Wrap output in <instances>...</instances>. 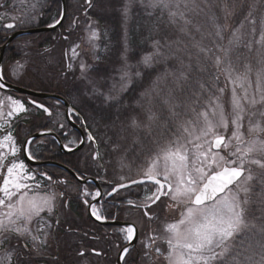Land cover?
Instances as JSON below:
<instances>
[{
  "label": "snow or ice",
  "instance_id": "obj_1",
  "mask_svg": "<svg viewBox=\"0 0 264 264\" xmlns=\"http://www.w3.org/2000/svg\"><path fill=\"white\" fill-rule=\"evenodd\" d=\"M86 3L92 7L91 0ZM137 4L150 9L149 16L157 11L160 18L166 15L179 35L175 39L152 40L153 51L135 64L130 62V49L125 43L120 67L115 69L116 75L108 78L112 83L106 91L102 90L101 81L88 75L92 66L81 60L80 79L85 83V94L102 98L103 104L115 107L118 115L112 126L119 122L118 139L131 136L132 144L138 146V151L131 149L134 152L131 162H126L129 150L116 161L119 170L128 169L129 174L118 175L117 183L99 177L109 185L110 191L98 188L92 193L85 186L81 195L90 196L94 202L84 199V203L96 220H106L97 203L116 197L121 190L143 186L142 199L134 201L125 197V203L142 209L147 220L159 221L160 227L141 234L135 222L125 221L116 230L126 242L123 246L116 245L118 259L125 264L133 241L143 246L145 257L151 258L154 253L165 264H264V14L258 18L255 4H250L245 12L244 0H239V4L233 0L230 11L227 6L222 9L225 23L220 24L214 11L217 0H123L120 12L125 24ZM43 6V0H28L13 16L8 11L7 0H0V8L5 9L0 12V21L6 18L13 21L0 23V27L14 30L32 25L38 15H43L40 12ZM237 8L243 18L232 27L227 19L236 15ZM201 14L215 31L207 34L212 40L210 47L200 41L192 44L197 50L193 56L181 37L194 39L192 31L201 32V26L193 21L194 16ZM59 17L48 26L60 25L63 11ZM92 23L89 19V42L99 38ZM229 30L225 43L224 33ZM78 47H72V59L79 55ZM95 48L93 44L94 51ZM140 66L157 74L150 86L139 93L134 105L129 106L122 102V97L145 77ZM21 67L16 62L12 75L17 76ZM158 67L162 71H157ZM68 68L72 69L71 63ZM7 87L0 66V90ZM5 102L9 109L6 114L2 110ZM29 103L52 115L44 104L34 100ZM60 103L58 99L56 106ZM129 107L131 111L120 120L121 110ZM27 111L20 99L0 98V118H13ZM64 115L69 120L75 117L87 128L74 108H68ZM7 118L0 122V129L6 133H0V150L7 149L0 151V172L6 170L0 177V253L5 264H12L18 251L27 249L29 242L37 254L47 246L50 230L54 223L60 222L59 202L65 195L55 189L66 181L53 180L47 172L38 169H28L19 158L22 149L12 135ZM59 126L63 129L65 124ZM51 133L52 129H48L39 134ZM95 141L92 132L87 131L86 140L82 138L79 143ZM33 142L34 137L23 142L28 159H35L29 150ZM71 143L75 141L64 144L63 148L73 151ZM120 147L119 143L114 144L113 151ZM101 158L97 150L93 159ZM133 167L136 178H132ZM78 179L86 178L78 176ZM154 207L165 213L163 219ZM168 213H176L178 218L168 220Z\"/></svg>",
  "mask_w": 264,
  "mask_h": 264
},
{
  "label": "trees",
  "instance_id": "obj_2",
  "mask_svg": "<svg viewBox=\"0 0 264 264\" xmlns=\"http://www.w3.org/2000/svg\"><path fill=\"white\" fill-rule=\"evenodd\" d=\"M51 2H53V9L50 8L53 11L52 16L48 15V17L39 24L40 26L47 25L54 18L58 17L60 10L59 0H51ZM91 3L92 7L86 6L85 8H77L74 3H70V0H68L66 19L61 28H65V36L66 34H68V37L69 35H72L73 37L76 36L79 32V29H77V22L74 23V21H84L80 13V11L83 9L87 10V14L85 15L96 19V24L100 30V34H102V38L99 42V47L96 51L95 56L93 57V60L87 58V61H89L91 63L90 65L92 66V69L89 71L88 75L101 81V87L104 91H106L107 86H110V84L112 83V81L108 78L116 75L115 69L120 67V55L123 51L125 43L128 44V47L130 49V62L135 64L143 55L153 51L151 47L152 40L161 39L163 41L164 37L175 39L179 35L177 30L168 23L166 15L163 18H160L159 11L149 16L147 15V12L151 10L144 9L139 4H137L132 9L131 18L125 24V21L120 12V8L123 4L122 1L93 0ZM232 3L233 0H217V7L214 9V11L218 17L220 24L225 23V12L222 11V9L227 6V9L230 11ZM236 3L239 4V0H236ZM250 4L256 5L255 15L258 18L261 14H264V0H244L245 12L248 10V6ZM242 18L243 14L239 11V8H237L236 15L228 18L227 23L232 27H235L239 24V21ZM193 21L194 23L199 25L201 21L203 22V25H201V32H195L193 30L192 36L194 37V39H189L188 37H181V39L184 40V42L189 46L190 51L192 52L193 56H195L197 50L192 47V44H194L196 41H200L204 46L210 47L212 44V40L207 36V34L209 32H214L215 29L213 28L207 17H205L203 14H201L200 16H194ZM245 27L247 28L248 26L246 25ZM125 29V33L127 34L126 37L124 35ZM66 30H68L69 32H66ZM54 32L42 34L43 37H45L42 41L43 45H46L45 42L52 41L51 35H53ZM202 33L204 34L203 37ZM229 34L230 30L224 33L225 43L227 42ZM2 36L3 34H0V45L4 42ZM34 36L35 35H27L25 36V39H30V41L33 42ZM43 45L41 46L40 44L39 49L36 48L35 50L32 47V43L30 44L28 41L26 45L22 43L16 48L9 47L6 49L4 54V63L14 61L17 58L26 60L27 63H29L26 68V75L22 76V79L19 80L20 84L27 88L55 92L61 94L65 97V99H67L69 104L83 117L84 121L87 124V128L96 138V143L102 157L100 161L105 162V165L103 164V166L107 170L106 173L109 177L113 178L116 171L114 169L117 161L116 157H119L118 154L122 153L123 150L124 152L126 150H129L127 153V159L132 161L134 159V152L131 151V149H135L136 151H138V146L132 144L131 136H128L124 140L118 139V136L120 135L119 122L117 121L115 127L112 126L113 122L116 121V117L118 115V113L116 112V108L108 107L103 104L102 98H96L85 94V83L80 79V77H77V75L81 74L79 73L78 68H72L71 70H69L66 60L65 66L64 62H61V60L57 61L54 66L46 65V52L50 49H48L47 47H43ZM13 51L16 52L15 56L12 55ZM36 54L38 56L37 58H35ZM32 57L34 58L30 59ZM67 60H69L68 62L70 63L69 57ZM135 70L136 69H133V71ZM139 70L145 73V77L141 80L136 81L134 90L126 93L122 97V102L126 103L129 106L134 105L136 99L139 98V93L150 86L151 79L157 74L156 71L144 69L143 66H140ZM157 71H162V69L158 67ZM75 75L77 78L73 77ZM88 90L90 91V88ZM49 102L51 103L52 101L49 100ZM34 110L35 113H33L31 117L26 118L24 121H21V123L19 122L17 132H20L21 135L19 137L20 143H22L24 139V132H33L44 127H50L51 124H53L54 117H59V115H57V110L53 112L54 116L52 118L46 117L45 114L40 110ZM130 111L131 107L126 110L122 109L121 112L123 114L120 115V120H124L125 115H127ZM74 119L82 126L80 120L76 119L75 117ZM54 129L60 136L61 132L64 130L56 127H54ZM69 129L70 130L68 133L71 132V128ZM116 143H119L121 147L118 151H113V145ZM35 153L40 157V159L53 158L55 160H61L62 158L66 157V155L60 153L55 140L50 137H46L43 144H39L38 148H36ZM137 162L139 163V161ZM44 168L50 169L49 166H44ZM68 177H70L71 180H74L72 176ZM107 212L109 213L108 216L113 215L112 210ZM83 215L86 217L85 213ZM88 222L90 223V220L85 223L83 222L84 228L86 229H84L83 232L81 231V236L78 238V241H74V243H77L80 240V245L86 249L84 253L85 257H94L93 260L95 261L96 257L92 256V254L94 253L90 251V249H95L94 247H91L90 244L91 242H94V240L93 238H89L90 236H88L92 234V232H89L90 228L89 230L87 229L89 224ZM58 226L55 228V230L57 229L56 233L65 235V230L62 229L63 227L61 226L60 228H58ZM96 226L99 232L98 235H100L102 241L106 242V244L108 245V255L106 257L112 259L114 250H116L115 245L113 247L111 246V243H113V241H110V236L112 234H110L108 237V235L105 234L104 230L102 229L111 230V228L113 227H102L98 225ZM68 239H70L69 236ZM61 241L63 240H58L57 243L60 244ZM115 241L119 242L117 237ZM54 247H56V243ZM56 249L58 248L56 247ZM22 256L24 257H21V260L19 261L20 264L24 263V261H26L28 257L30 258V255ZM49 258L54 262H56L57 260H61V263H65L67 261L64 258L56 256L55 253H51ZM16 259L18 260L19 258ZM16 259H14L12 264H17ZM125 260L127 264H147L143 263V261L146 260L141 256V252L137 248L131 249L130 254L125 257ZM31 262L32 261H28V264H30ZM123 264H125V261ZM150 264H152V262H150Z\"/></svg>",
  "mask_w": 264,
  "mask_h": 264
},
{
  "label": "flooded vegetation",
  "instance_id": "obj_3",
  "mask_svg": "<svg viewBox=\"0 0 264 264\" xmlns=\"http://www.w3.org/2000/svg\"><path fill=\"white\" fill-rule=\"evenodd\" d=\"M65 30V28H64ZM12 31H9L8 33L4 34L2 36V38H5V36L9 33H11ZM36 37L40 36V34L35 35ZM14 48V47H12ZM12 55L15 56L16 52H12ZM57 107V106H56ZM57 109L60 111L61 107L58 106ZM52 111V110H51ZM78 123V122H76ZM61 123L54 121L53 124H51V128L54 127H58L60 128ZM65 124V127L63 128L64 130L61 132V140L63 141L64 144L67 143V141L71 140H76L78 137V134L73 130H71L70 133L69 132V127L67 126V122L63 123ZM79 124V123H78ZM80 125V124H79ZM81 126V125H80ZM69 139V140H68ZM79 139V138H78ZM86 145L83 147V149L88 150V148H90V142H86ZM95 151H93L92 153H86L85 155H83L82 157H79L76 154H73L71 156H66L64 158H62L60 160L61 163L65 164L68 167H71L77 174H79L80 176L83 177H96L99 181L98 183L100 184L101 188L103 191H110V187L107 183H102L101 179L99 177H103L105 181H113L114 183H116L117 181L114 180L112 177L109 179L108 175L105 174V172H103L102 167H100L101 165L103 166V164L105 165V162L100 161V159H93V155H94ZM52 160H54L52 158ZM76 165H79L80 168H77ZM39 170L41 172H47L48 175L53 177V180H58V179H63L66 181V184H63L62 186H57L56 188L58 189V191L60 192H64V201L61 203V211H60V217H59V221H60V225L63 227L62 229L65 230V235L62 234L60 235V238H65V242L62 245V249L60 250V248L57 245V252H61V256H64L65 259L67 260L65 262V264H109V262H104V257H106L108 255V245L106 244V242L102 241V238L100 235H98V229L96 228V224L94 222L91 221L90 217L88 216V206L84 203V199L88 198L90 199L91 197H84L81 195V190L87 186V189L89 192H94V185L91 183H88L86 185H82L79 182H75L74 180H71L70 177H68V175L64 176H60V171L53 168L47 169L43 167H36L33 168L32 170ZM134 196V195H133ZM132 194L128 191L119 194L116 199L114 200H101L100 203H97V208L99 211H102V213L104 215L109 214L107 211L112 210L113 212V216H116L118 221L121 222H133V218L134 215H139L140 210L142 209H138L135 207H129L126 205L125 203V197L132 199L133 198ZM66 197V200H65ZM76 198V199H75ZM85 205V208H84ZM117 209V210H116ZM119 209V210H118ZM86 210V217L83 215L85 213ZM143 211V210H142ZM88 220H90V223L88 224L87 229L89 230V232H92V234L88 235L90 236L89 238H93L94 242H91V247H94L95 250H93L94 252L97 253L96 260L92 261L90 259L91 256H88L87 259L85 256L80 257V253L84 252L83 246L80 245V241L77 243H74L73 238L70 237V239H68V237H65L66 235H68L69 233H81L79 228H71L69 226V224H66L67 221H71L73 224L75 225H80L81 228H84V224L83 222H87ZM137 227L140 229L141 234L146 233V229L144 228V223L143 221L138 222ZM120 227H113L111 228V230L108 229H102L104 230L105 234L109 235L112 234L110 236V241L113 243H111L112 247L115 245H117L118 243H116V237L117 235H119L117 233L116 230H118ZM92 229V230H91ZM73 230V231H72ZM79 231V232H78ZM95 232V233H94ZM67 233V234H66ZM82 234V233H81ZM60 240V239H59ZM72 241V242H71ZM78 241V240H76ZM49 247L47 250H51L52 249V244L49 243L48 244ZM143 246L139 243V241H137V244L135 246V248H137L140 252H141V248ZM134 248V249H135ZM91 250V249H90ZM49 256V255H48ZM112 261V260H111ZM37 264V263H34Z\"/></svg>",
  "mask_w": 264,
  "mask_h": 264
},
{
  "label": "rangeland",
  "instance_id": "obj_4",
  "mask_svg": "<svg viewBox=\"0 0 264 264\" xmlns=\"http://www.w3.org/2000/svg\"><path fill=\"white\" fill-rule=\"evenodd\" d=\"M120 1H122V3H123V0H120ZM74 3H76L77 4V2H78V0H74L73 1ZM79 3L80 4H83L82 2H81V0L79 1ZM82 11V10H81ZM89 20V19H88ZM37 21H38V19H37ZM36 21V22H37ZM92 22L94 21L93 19L91 20ZM36 22H34V23H36ZM77 24H78V28L77 29H79V32H78V34L76 35V36H72V35H69V37H71V38H68V40L67 41H64V40H61L59 37H61V35H59V34H54V37H55V39H53V41L54 40H56V42H55V44L54 45H52V47L50 48V46L48 47V49H50V50H48L47 52H46V57H45V60H46V65L47 66H54V64L60 59V58H58V60L56 59L57 58V56L58 55H62V53H63V48H66V46L68 47L67 48V54H68V57H69V59H70V63L72 64V68H78V70H79V73H81L80 72V68H79V64H80V62H81V60H83L84 62H86L87 64H91L89 61H87L88 59H90V60H93V57L95 56V54H96V51H97V49H98V47H99V42L101 41V38H102V34H100V30H99V28L97 27V24L96 23H92V27L93 28H95V29H97L98 30V32H99V38L98 39H96V40H94V41H92V42H89V31L87 30V26H88V24H89V21H83L82 22V20H78L77 21ZM201 25H203V22L201 21V23H200V26ZM27 26V25H26ZM68 30H71V29H68ZM68 30H66V32H69ZM126 29H125V31H124V35H125V37H126ZM19 41V43H22L23 42V40L22 39H20V40H18ZM93 44H95L96 45V48H95V51L93 50ZM75 45H79V47L77 48V51H78V53H79V55L75 58V59H72L71 57H72V52H71V49H72V47L73 46H75ZM48 53V54H47ZM88 58V59H87ZM20 63V65H22V67L21 68H19L18 69V74H22L23 73V76L24 75H26V70H24L25 69V67L27 66L26 64H24V62H19ZM69 63V64H70ZM63 64V63H62ZM10 67V66H9ZM13 67L14 66H12L11 68H9L10 69V71H12L11 69H13ZM62 67V66H61ZM60 67V68H61ZM64 67V66H63ZM52 69V68H51ZM56 75V74H55ZM73 77H76V75L75 76H73ZM77 77H81V74L80 75H77ZM76 77V78H77ZM1 96H3V95H1V93H0V98H2ZM21 97V96H20ZM23 102V101H22ZM3 111H4V113L6 114L7 113V111L9 110L8 109V105H7V102H5V104H4V106H3V109H2ZM5 118H7L6 116L5 117H3V118H0V122H2V120L3 119H5ZM8 120L10 119V118H7ZM9 126H11V122H10V120H9ZM1 130V129H0ZM1 133H3V134H6V133H4V130L2 129V131H1ZM230 134V133H229ZM14 136V135H13ZM0 138H2V135H0ZM18 145V144H17ZM19 146V145H18ZM0 151H7V149H2V150H0ZM90 153H92V150H90ZM125 152H124V150H123V152L122 153H120V156L122 155V154H124ZM127 158H128V156H127ZM11 159V156H9V160ZM126 162H131V160H129V159H127V161ZM128 169H124V171L123 172H121V171H119L121 174H125L126 173V171H127ZM4 174H6V170H4L3 172H0V177H2V175H4ZM0 182H2V180H0ZM66 224H69V226L72 228V227H74V228H80L81 229V226L80 225H75V224H73L71 221H67L66 222ZM73 228V229H74ZM73 231V230H72ZM79 232V231H78ZM76 233H69L68 235H66L65 237H71V238H73V240L74 241H76V240H78V236H76L75 235ZM77 234H79V233H77ZM60 235H61V233L60 234H56V237H57V239L59 240H63V241H61L60 242V245H63L64 244V242H65V238H60ZM80 241V240H79ZM13 243H15V241H13ZM28 247L29 248H27V249H23V248H21L19 251H18V254H17V257L16 258H19L18 260L16 259V258H14V259H16L17 260V264H20V260H21V257H24V256H22V255H30V258L28 257V259L26 260V261H24V263L25 264H28V261L30 262V261H32L30 264H33V263H37V264H43L45 261H48L49 262V264H57V262L59 261V260H57L56 262H54V261H52V260H50V258L48 257V255L50 254V253H52V251L51 252H49L50 250H47L46 248H48L47 246L45 247V248H43V249H41V252H40V254H37L35 251H33V250H31V248H32V244L29 242L28 243ZM60 249H62V247H60ZM27 251H29L30 253H28ZM60 252V251H59ZM58 254V253H57ZM61 254L59 253L58 254V256H60ZM50 256V255H49ZM2 262H4L3 261V259H2V253H0V263H2ZM24 263H21V264H24ZM3 264V263H2ZM45 264V263H44ZM58 264H63V263H60V262H58Z\"/></svg>",
  "mask_w": 264,
  "mask_h": 264
},
{
  "label": "water",
  "instance_id": "obj_5",
  "mask_svg": "<svg viewBox=\"0 0 264 264\" xmlns=\"http://www.w3.org/2000/svg\"><path fill=\"white\" fill-rule=\"evenodd\" d=\"M63 12L65 13L64 8H63ZM51 29H53V28L52 27H45V28H37V29L17 32L15 34L11 35L10 37H8L7 41L4 43L3 46H1L0 50L2 51L5 48V46L12 39H14L18 35L25 34V33L49 31ZM6 84L8 85L6 90H8V91H13V92L22 93V94H28V95H32V96H38V97H54V98L59 99V100H61L63 102V104L66 107V109H65L66 111H67L68 108H70L68 103H67V101L64 98H62L61 96H59V95H55V94H50L49 95V94L38 93V92H35V91H32V90H28V89H25V88H22V87H19V86H15V85L9 84V83H6ZM38 136H41V135L39 133H35L33 135V137H38ZM82 138H83V136H82ZM58 144L60 145L61 150L65 151L63 146H62V144L61 143H58ZM79 147H76L73 151L77 150ZM24 157H25L26 162L29 163L30 165L40 164L39 162H35V161L31 160V159H28L25 152H24ZM107 223L114 224V222H107ZM133 243H134V241H133Z\"/></svg>",
  "mask_w": 264,
  "mask_h": 264
}]
</instances>
